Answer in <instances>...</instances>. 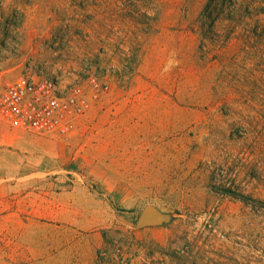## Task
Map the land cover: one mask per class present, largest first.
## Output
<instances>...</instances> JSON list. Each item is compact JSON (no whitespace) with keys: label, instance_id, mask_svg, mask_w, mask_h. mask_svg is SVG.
<instances>
[{"label":"rangeland","instance_id":"374dc122","mask_svg":"<svg viewBox=\"0 0 264 264\" xmlns=\"http://www.w3.org/2000/svg\"><path fill=\"white\" fill-rule=\"evenodd\" d=\"M25 70L82 99L0 125V264H264V0H0Z\"/></svg>","mask_w":264,"mask_h":264},{"label":"built area","instance_id":"2783aa9c","mask_svg":"<svg viewBox=\"0 0 264 264\" xmlns=\"http://www.w3.org/2000/svg\"><path fill=\"white\" fill-rule=\"evenodd\" d=\"M97 86V82H93ZM61 89L56 79L21 72L16 79L0 85V125L35 134H64L79 110L80 88Z\"/></svg>","mask_w":264,"mask_h":264},{"label":"water","instance_id":"95a60500","mask_svg":"<svg viewBox=\"0 0 264 264\" xmlns=\"http://www.w3.org/2000/svg\"><path fill=\"white\" fill-rule=\"evenodd\" d=\"M152 217V210L149 207H146L142 214L140 215L139 222H146Z\"/></svg>","mask_w":264,"mask_h":264},{"label":"clouds","instance_id":"9594fccd","mask_svg":"<svg viewBox=\"0 0 264 264\" xmlns=\"http://www.w3.org/2000/svg\"><path fill=\"white\" fill-rule=\"evenodd\" d=\"M178 63V61H170V64L172 65V66H175V64H177Z\"/></svg>","mask_w":264,"mask_h":264}]
</instances>
